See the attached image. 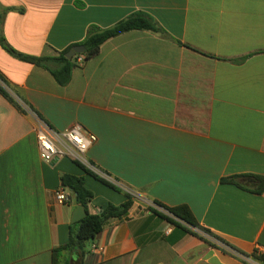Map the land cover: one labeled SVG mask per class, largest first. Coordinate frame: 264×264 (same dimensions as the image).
<instances>
[{
    "label": "crops",
    "instance_id": "obj_1",
    "mask_svg": "<svg viewBox=\"0 0 264 264\" xmlns=\"http://www.w3.org/2000/svg\"><path fill=\"white\" fill-rule=\"evenodd\" d=\"M135 14L159 31L75 56L65 86L1 44L57 58ZM0 76L24 109L0 93V264H263L264 0H0ZM36 118L95 135L89 161L141 196L83 250L55 253L78 228L62 176L84 178L92 215L129 195L69 159L43 162ZM148 203L188 207L210 242Z\"/></svg>",
    "mask_w": 264,
    "mask_h": 264
},
{
    "label": "trees",
    "instance_id": "obj_2",
    "mask_svg": "<svg viewBox=\"0 0 264 264\" xmlns=\"http://www.w3.org/2000/svg\"><path fill=\"white\" fill-rule=\"evenodd\" d=\"M134 30H147V31H154V32L159 31V29L155 26L153 21L143 14L132 15L126 20L118 23L116 26L106 29V30H102L98 27L93 26L90 28L88 35L86 39L84 40V42L79 44L86 48L85 54L77 55L76 57L84 56L85 60L91 59L99 54L101 47L103 46L105 42L121 34H124L129 31H134ZM1 44L4 46L5 50L13 57L21 61L43 67L44 69L49 71L51 75L54 77V79L57 81V83L62 86L67 85L71 81L72 71L74 68L77 67V64L75 62L76 57L73 58L72 60H68L65 57V55L73 47L62 52L60 56L57 58H36V57L25 56L15 51L14 49H12L11 47L7 46L4 43L3 38H1ZM2 83L4 84L5 81L0 76L1 95H3V97H5L18 110L24 112V109L22 108V106L7 92V90L2 85ZM95 177L98 178L97 176ZM254 179L259 181L261 184V186L257 190V192L259 193L263 190L264 178L255 176ZM61 185L63 189L70 191L75 196L76 204L81 205L85 208L87 216L78 222V228L76 232L71 231L69 243L55 250V253L59 251H63V250L74 249V248L83 250V248L85 247V243L90 240H94L101 233L106 222L109 219L113 217L125 215L132 205V197L129 196V201L123 204L122 206L115 207V206L110 205L101 214L92 215L89 213L88 208H89V204L94 199V194L89 189H87V187L85 186V180L83 177L64 175L61 178ZM156 205L160 206L159 204H156ZM160 207L164 208L171 215V216H167V215L160 214L163 218L169 220L172 224H175L180 227H185L184 229L186 231L191 232L209 241L208 238H206L205 236L193 231V229H196V230L201 231L205 235L212 236L210 232H208L207 230L199 226V224L195 220L194 216L192 215L188 207L186 206H181L177 208H165L163 206H160ZM252 257L254 260L259 261L264 264V255H259L255 253Z\"/></svg>",
    "mask_w": 264,
    "mask_h": 264
},
{
    "label": "built area",
    "instance_id": "obj_3",
    "mask_svg": "<svg viewBox=\"0 0 264 264\" xmlns=\"http://www.w3.org/2000/svg\"><path fill=\"white\" fill-rule=\"evenodd\" d=\"M79 62H82L81 58ZM35 134L40 157L43 162L50 164L55 159H69L101 180L122 191L124 190L132 198H141L137 193L121 186L120 183L109 177L89 161L87 156L88 151L97 141V138L95 135L86 132L81 126L74 125L68 130L59 132L53 130L43 120L36 118ZM55 197L58 204H65L68 201L63 190L58 191ZM148 205L154 210H159L167 216H171L164 208L154 203H148ZM203 236L206 238L209 237L205 234Z\"/></svg>",
    "mask_w": 264,
    "mask_h": 264
},
{
    "label": "water",
    "instance_id": "obj_4",
    "mask_svg": "<svg viewBox=\"0 0 264 264\" xmlns=\"http://www.w3.org/2000/svg\"><path fill=\"white\" fill-rule=\"evenodd\" d=\"M86 52V48L84 46L78 45V46H74L66 55V59L68 60H72L75 56L77 55H83ZM87 216L85 208L81 205H79L73 214L72 217V222L76 223L81 221L82 219H84ZM186 225V224H185Z\"/></svg>",
    "mask_w": 264,
    "mask_h": 264
},
{
    "label": "rangeland",
    "instance_id": "obj_5",
    "mask_svg": "<svg viewBox=\"0 0 264 264\" xmlns=\"http://www.w3.org/2000/svg\"><path fill=\"white\" fill-rule=\"evenodd\" d=\"M196 230V229H195ZM193 231H194V229H193Z\"/></svg>",
    "mask_w": 264,
    "mask_h": 264
}]
</instances>
